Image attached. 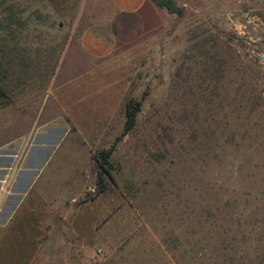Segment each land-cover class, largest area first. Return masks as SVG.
I'll use <instances>...</instances> for the list:
<instances>
[{"label": "rangeland", "instance_id": "1", "mask_svg": "<svg viewBox=\"0 0 264 264\" xmlns=\"http://www.w3.org/2000/svg\"><path fill=\"white\" fill-rule=\"evenodd\" d=\"M175 1L0 0V264H264V0Z\"/></svg>", "mask_w": 264, "mask_h": 264}, {"label": "crops", "instance_id": "2", "mask_svg": "<svg viewBox=\"0 0 264 264\" xmlns=\"http://www.w3.org/2000/svg\"><path fill=\"white\" fill-rule=\"evenodd\" d=\"M110 8L117 12L118 14H128L133 15L139 13L144 7H146L151 0H109ZM117 38L116 34L109 24V22H98L87 28L82 34L81 44L84 51H87L92 55L105 54L109 51H113L116 47ZM4 160H9V157H1ZM33 169H28L23 173V177L20 180L27 182V185L32 181L35 173L34 166ZM36 170V169H35ZM3 174V173H2ZM2 176V177H1ZM0 177V182L4 180L3 175ZM26 185V186H27ZM2 188V183H0V190ZM14 201L9 203V209L7 211H12L13 207L20 200L19 196L16 194L13 196Z\"/></svg>", "mask_w": 264, "mask_h": 264}, {"label": "trees", "instance_id": "3", "mask_svg": "<svg viewBox=\"0 0 264 264\" xmlns=\"http://www.w3.org/2000/svg\"><path fill=\"white\" fill-rule=\"evenodd\" d=\"M157 7L161 9H166L171 14H176L179 17L185 15V8L178 5L175 0H151ZM3 23L0 20V28ZM1 90V88H0ZM142 109V103L140 101H135L134 99L129 100L126 103V122L122 136L116 138L114 144L108 150L102 151L97 156V161L100 165V168L107 174L111 175V169L109 165L110 158L114 154L116 147L123 140V136H127L136 126L138 114Z\"/></svg>", "mask_w": 264, "mask_h": 264}, {"label": "water", "instance_id": "4", "mask_svg": "<svg viewBox=\"0 0 264 264\" xmlns=\"http://www.w3.org/2000/svg\"><path fill=\"white\" fill-rule=\"evenodd\" d=\"M38 168V167H37Z\"/></svg>", "mask_w": 264, "mask_h": 264}]
</instances>
